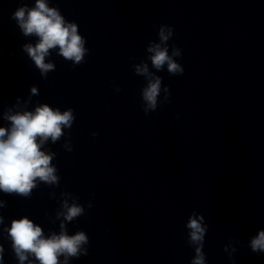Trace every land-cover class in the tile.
Segmentation results:
<instances>
[{
	"label": "clouds",
	"instance_id": "1",
	"mask_svg": "<svg viewBox=\"0 0 264 264\" xmlns=\"http://www.w3.org/2000/svg\"><path fill=\"white\" fill-rule=\"evenodd\" d=\"M10 19L18 25L25 37L35 36L36 43L23 45L42 78H47L49 72L56 70L54 62H45L51 56L50 50L58 49L57 55L65 61H70L73 67L86 62L85 57L89 49L85 47L86 38L78 32V24L66 21L58 7H49L46 0H35L34 7L27 4L19 6L11 14ZM174 35V28L169 24H162L158 29L159 43L151 41L146 51L151 65L157 71L167 66L168 74L179 76L184 73V66L175 58H182V50L175 44L169 45ZM171 48V54L169 49ZM134 59V58H133ZM134 73L143 76L147 84L141 90V107L145 115L155 111L161 104L169 102L171 96L167 85H162V78L150 72L148 63L141 62L134 65ZM121 89L116 87L115 91ZM161 92L163 99L158 100ZM32 95H38L37 87L31 88ZM13 107H19L14 105ZM3 118L9 122L8 127L0 126V193L5 195H19L31 198L32 190L37 187V180L52 187L59 186L60 177L52 161L57 155L51 150H42L51 140L53 144L65 136V129L70 130L75 121V112L72 108L61 111L59 107L53 108L47 103L38 104L34 111H13L8 108ZM178 118V117H177ZM68 143L62 145L68 152L73 151L71 146V133H67ZM93 132L92 136H97ZM65 196H70L65 193ZM6 203L0 200V208ZM91 207V204L88 205ZM62 210L57 212V219L63 217L64 221L71 222L85 214V208L78 204L69 205L65 199L61 205ZM204 217L192 213L185 227L188 229L187 243L194 248V257L190 264H206V254L203 251L205 235L208 225L203 223ZM0 223L3 216L0 215ZM8 237L12 242V249L19 264H68L69 258H79L87 255L88 251L83 245L89 243V237L84 231H77L69 235L65 224L60 225V232H52L45 237L43 229L34 224L27 217L13 220L7 229ZM249 247L253 253L264 254V230L251 237ZM223 251L232 258L229 245L223 246ZM3 246H0V264H3ZM34 259H29V257Z\"/></svg>",
	"mask_w": 264,
	"mask_h": 264
}]
</instances>
